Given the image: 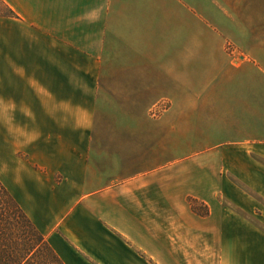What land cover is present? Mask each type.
I'll list each match as a JSON object with an SVG mask.
<instances>
[{
	"label": "crops",
	"instance_id": "obj_1",
	"mask_svg": "<svg viewBox=\"0 0 264 264\" xmlns=\"http://www.w3.org/2000/svg\"><path fill=\"white\" fill-rule=\"evenodd\" d=\"M3 1L16 17L0 16V179L64 264H264V0H246L238 23L242 69L198 0ZM218 80L225 95L207 98ZM99 88L127 124L64 129L62 105ZM31 105L54 115V139L32 132ZM210 118L230 136V159L175 166L207 151ZM224 201L242 202L247 218Z\"/></svg>",
	"mask_w": 264,
	"mask_h": 264
},
{
	"label": "rangeland",
	"instance_id": "obj_2",
	"mask_svg": "<svg viewBox=\"0 0 264 264\" xmlns=\"http://www.w3.org/2000/svg\"><path fill=\"white\" fill-rule=\"evenodd\" d=\"M197 1V0H196ZM201 5V10L205 13V18L208 22L218 25L219 28L226 29L227 31L223 34L227 37L228 41L226 43V52H227V62L234 68L242 69L243 65L246 63L245 56V33L244 29L238 27L239 21L246 19V0H198ZM0 11L4 14L7 13V8L0 4ZM214 26V25H213ZM230 37L234 38V41ZM208 62V58L206 63ZM54 72H47L46 79L47 81L54 80ZM236 74V72H235ZM36 78L39 77V73H32ZM224 79H230L229 75L225 72ZM228 75V76H227ZM64 81L71 79H84L80 73L77 77L72 75L71 72L63 73ZM35 78V79H36ZM42 79V78H41ZM222 80V78L220 79ZM219 80L215 81L212 85L213 87L208 88L206 91V97L214 99L216 96L225 95V89L221 91L226 85H221L219 87ZM224 83V82H223ZM192 86H198L200 99L205 98V93L203 85L204 83L197 81L192 82ZM219 87V88H218ZM194 88V87H193ZM218 88V90H217ZM69 91V90H68ZM103 89L99 88L95 90V95L87 94L84 97H80L79 103H64L62 105V124L63 128H75V127H123L127 124L126 121L120 118V108L119 104L108 95L102 94ZM32 111L35 114H32V119L28 121L32 132L37 129H44L45 133L48 134V138L54 139V130L58 127L56 121L53 118L54 115H44L42 113L44 110L42 107L39 108V105H31ZM167 103H160L155 105L150 109V114L153 119H158L162 112L168 107ZM200 106H206L200 104ZM213 106V105H212ZM45 106H43L44 108ZM49 111V110H48ZM50 111H54L51 109ZM202 121V120H201ZM20 123H26V120L22 119L16 121ZM198 120H191V124H197ZM228 126L230 124L229 120L223 121ZM207 127L212 128V135H207L206 137H200L201 140L205 139L206 145L208 147L206 152L203 151H193V152H184L180 156H176L175 166H182L187 168L190 162H193L199 158L200 155H206L208 160H214L216 157H222L224 160H229L231 155L232 147L230 145V136L229 135H220L216 134L215 127L219 123L221 125V120L216 118H210L206 120ZM7 121L0 120V127L6 128ZM145 127V121L143 123ZM224 127V126H223ZM1 129V128H0ZM1 131V130H0ZM50 136V137H49ZM70 137V136H69ZM71 139H75L74 134L72 133ZM196 141H199V137H195ZM77 142V141H76ZM244 148V147H242ZM245 149V148H244ZM222 174L228 177H235L234 174L230 171L229 168H223ZM60 177H58L59 179ZM236 178V177H235ZM240 182V181H239ZM240 191L243 193L244 197L247 198V194H251L252 190L246 185L239 183ZM262 205L264 202L258 199ZM245 203V202H244ZM228 207L232 208L242 219L247 218V213L245 211L246 206L242 202L240 204L228 203L224 201Z\"/></svg>",
	"mask_w": 264,
	"mask_h": 264
},
{
	"label": "trees",
	"instance_id": "obj_3",
	"mask_svg": "<svg viewBox=\"0 0 264 264\" xmlns=\"http://www.w3.org/2000/svg\"><path fill=\"white\" fill-rule=\"evenodd\" d=\"M0 4L7 8V13L0 11V16L16 17L3 0ZM190 204L201 216L210 213L204 203L192 199ZM0 264H64L1 179Z\"/></svg>",
	"mask_w": 264,
	"mask_h": 264
}]
</instances>
